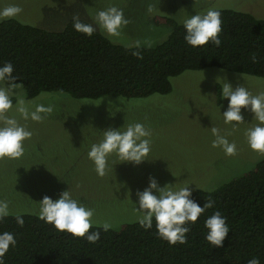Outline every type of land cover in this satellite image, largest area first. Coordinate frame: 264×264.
I'll return each mask as SVG.
<instances>
[{
    "label": "rangeland",
    "instance_id": "374dc122",
    "mask_svg": "<svg viewBox=\"0 0 264 264\" xmlns=\"http://www.w3.org/2000/svg\"><path fill=\"white\" fill-rule=\"evenodd\" d=\"M11 4L22 8L15 19L50 31L63 29L73 17L94 23L98 11L116 6L128 20L119 35L109 36L98 26L96 30L124 46H151L165 40L170 28L158 21L161 17L182 24L189 15L214 7L264 18V0H0V9ZM170 81L172 89L167 94L126 100L109 96L73 99L50 92L27 99L23 87L17 90L10 115L33 135L24 142L21 158H0V200L8 202L9 213L37 214L44 196L55 200L69 188L74 198L95 209V225L107 222L118 228L121 223L138 221L133 201L136 192L147 187L149 176L156 177L161 186L175 183V187L190 185L192 191L197 187L210 190L243 175L264 158L249 147L245 135L258 121L242 109L245 123L236 128L225 124L222 113L228 101L220 93L226 81L234 87L242 84L254 95L264 92V77L209 67L184 71ZM18 100L30 110L43 104L51 106L52 112L40 122L24 120L15 111ZM109 100L114 103L110 111ZM137 122L151 132L148 161L119 163L113 155L106 175L98 176L87 153L102 139L101 130ZM212 127L236 143L235 155L212 147Z\"/></svg>",
    "mask_w": 264,
    "mask_h": 264
},
{
    "label": "trees",
    "instance_id": "16d2710c",
    "mask_svg": "<svg viewBox=\"0 0 264 264\" xmlns=\"http://www.w3.org/2000/svg\"><path fill=\"white\" fill-rule=\"evenodd\" d=\"M221 11V45L192 47L183 24L161 17L170 31L151 46H124L96 30L92 36L73 28L46 30L15 18L0 20V65L11 62L25 97L62 93L73 99L145 98L171 91V77L209 67L264 77V18L229 8ZM83 22L87 20L80 18ZM13 97V102H15ZM192 198L203 206L214 201L195 224L187 243L170 246L156 235L155 221L145 230L138 221L99 230L89 243L57 231L32 213H10L0 220V233L15 234L17 244L5 254V264H247L253 257L264 264V158L251 170L214 189L197 187ZM215 211L227 218L230 232L222 247L205 239L204 221ZM21 215L23 226L15 217Z\"/></svg>",
    "mask_w": 264,
    "mask_h": 264
},
{
    "label": "clouds",
    "instance_id": "9594fccd",
    "mask_svg": "<svg viewBox=\"0 0 264 264\" xmlns=\"http://www.w3.org/2000/svg\"><path fill=\"white\" fill-rule=\"evenodd\" d=\"M22 12L17 4L0 9V19L14 18ZM222 13L217 8H209L205 13H195L183 19L185 29V42L192 46H204L211 42L215 46L221 45L220 34L222 32ZM128 23L124 11L116 6L108 7L96 13L94 23H86L79 17L73 18L75 31L92 36L97 26L109 36H117L121 28ZM14 66L11 62L0 65V158L18 159L24 155V142L33 135L25 125L21 124L10 113L14 109L13 97L17 90L23 87L17 83L18 77L13 75ZM220 93L223 99H227V109L222 116L225 124L233 128L245 123L242 109L253 114L257 124L246 130L249 147L264 155V92L253 94L242 84L233 86L228 81L224 82ZM109 111L114 103L109 100ZM15 111L24 120L40 122L52 112L51 106L37 104L34 110H30L23 100H18ZM235 122V123H233ZM102 131V139L93 143L87 153L88 159L95 165L98 176H105L110 167V157L115 156L119 163L139 165L148 161L151 152V132L143 123H132L126 127H108ZM215 139L213 148H221L228 156L235 155L237 145L230 142L227 136L221 134L217 127L211 128ZM118 163V164H119ZM112 164L111 166H115ZM174 184L160 185L154 176H149L147 187L136 192V201H133L134 211L138 213L137 220L145 230L153 227L155 221L156 235L166 241L170 246L187 243V234L190 232V224H195L198 218L209 208L214 201L209 199L201 206L192 198L190 185L175 187ZM38 218L46 224L52 225L57 231L70 234L73 237L85 238L89 243H95L100 239V231H90L95 225L93 219L95 209L88 207L81 200L74 198L69 188L60 193L53 200L44 196L38 202ZM9 204L0 200V220L9 215ZM18 225L23 226L21 215L15 217ZM227 218L220 211H215L204 221V227L208 230L205 239L213 247H222L225 238L230 232L226 223ZM111 224L105 222L101 225L107 232ZM17 240L11 232L0 233V264H5V254L10 246L15 248ZM247 264H260L258 257L248 260Z\"/></svg>",
    "mask_w": 264,
    "mask_h": 264
}]
</instances>
